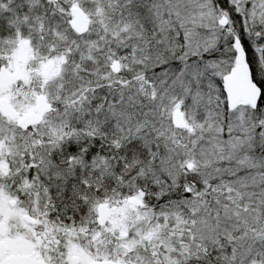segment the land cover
Returning <instances> with one entry per match:
<instances>
[{"label":"snow or ice","instance_id":"obj_1","mask_svg":"<svg viewBox=\"0 0 264 264\" xmlns=\"http://www.w3.org/2000/svg\"><path fill=\"white\" fill-rule=\"evenodd\" d=\"M0 264H264V0H0Z\"/></svg>","mask_w":264,"mask_h":264}]
</instances>
